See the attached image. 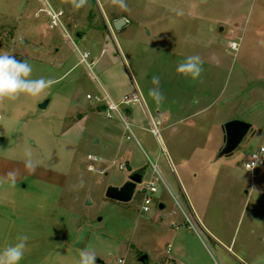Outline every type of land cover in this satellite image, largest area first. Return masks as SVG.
Listing matches in <instances>:
<instances>
[{
    "label": "rangeland",
    "instance_id": "1",
    "mask_svg": "<svg viewBox=\"0 0 264 264\" xmlns=\"http://www.w3.org/2000/svg\"><path fill=\"white\" fill-rule=\"evenodd\" d=\"M126 3L124 10L112 0H88L77 10L70 0H0V53L26 59L31 78L53 81L41 94L52 97L48 108L37 106L41 95L0 101V145L14 146L0 148V157L25 164L0 174V249L27 234L20 264H79L84 249L95 252V264H121V258L124 264H264V163L256 177L244 168L246 157L264 146V0ZM51 8L62 12L54 27ZM120 17L127 24L116 30ZM233 41L238 51L230 50ZM47 44L60 51L49 52ZM86 52L91 66L81 60ZM189 55L204 61L197 80L176 72ZM153 76L166 97L160 104L149 96ZM75 90L79 100L90 93L87 105H97L83 137L61 136L65 96ZM133 93L140 102L120 108L137 137L132 163L148 172L133 199L120 202L106 192L131 175L120 168L124 155L96 148L89 137L97 133L112 144L106 135L124 125L96 97L118 103ZM234 119L252 130L232 155L219 156L224 125ZM90 153L103 161H90ZM157 153L161 177L154 171ZM153 177L158 191L147 204L145 183ZM144 254L148 260L141 262Z\"/></svg>",
    "mask_w": 264,
    "mask_h": 264
},
{
    "label": "clouds",
    "instance_id": "2",
    "mask_svg": "<svg viewBox=\"0 0 264 264\" xmlns=\"http://www.w3.org/2000/svg\"><path fill=\"white\" fill-rule=\"evenodd\" d=\"M70 3L79 10L87 6L88 0H70ZM112 3L127 10L126 0H112ZM203 63L204 61L199 55H189L177 64L176 72L185 78L197 80L203 71ZM32 71V65L26 59H17L8 53H0V101L15 100L21 94L38 97L53 85V81L50 79L31 78ZM152 84L154 87L149 89V96L157 104L163 103L166 97L160 90V77L153 76ZM8 177L12 183H15V173L9 172ZM28 240L27 234H19L15 244L0 249V264H20L25 256ZM96 258L94 251L81 250L79 264H95Z\"/></svg>",
    "mask_w": 264,
    "mask_h": 264
},
{
    "label": "crops",
    "instance_id": "3",
    "mask_svg": "<svg viewBox=\"0 0 264 264\" xmlns=\"http://www.w3.org/2000/svg\"><path fill=\"white\" fill-rule=\"evenodd\" d=\"M80 36H81V34H80ZM49 45L47 44V46H49L48 49H47L49 52L54 51V50L56 52L60 51V49L57 48L55 45H52V46H51V44H49ZM96 46H97V44H96ZM111 54L112 55H116V53L114 51H112ZM68 72L69 71H66L65 74H67ZM88 94H90V93L86 94V101L79 100V98L77 97L76 90H75V93L72 91L71 93L66 94V96H65V99H66L65 106H66V108H65V110H64V112H63V114L61 116L62 117L61 118V120H62L61 123L64 122L63 125H65V129H64V132L62 133L61 136L77 135L79 137H83L85 135L84 134L85 124L89 120V115L88 114L91 111L95 110V105H97V103L96 104H88L87 105V101L89 100V98H87ZM46 100L48 101V104H47L46 108H48L50 106V104L52 103V100H53L52 97L49 96L48 94H43L37 99V104H38L37 106L40 107L41 104L43 102H45ZM137 104H138V102L135 103L134 105L136 106ZM41 109H44V108H41ZM125 111H126L128 116H131V117L134 116V111H133L132 106L131 107L130 106H126V110ZM98 112L101 113V112H104V110H99ZM67 118H69V121H67ZM157 122H159V121H157ZM132 125L134 126L133 123H132ZM133 128L134 127H132V129ZM116 133L117 134H114V135H111V136L109 134L106 135V138H113L112 144H110V140H109V142L108 141H104L100 136H98L97 133H93L89 137V141H91V143L94 146H97L96 148H116V152H117V154H119L120 157L122 155H124V157H123L124 161H122V163L120 165L124 164L125 168L129 167L130 168L129 174H132L134 171H136L138 169L144 168L143 164L138 163L135 160L132 163V158H131L132 154H131L130 150H131V148L134 147V144H132V142H131L132 138H130V139L127 138L128 131L125 128V124L123 125L122 123H120L118 125V132H116ZM133 133L135 134L134 130H133ZM135 138H137L136 134H135ZM0 148H14V146L6 147V146H3V145H0ZM90 154H92V153H90ZM159 154L160 153H157V155L155 156L156 162H154V163L156 164V166H157V161L159 159ZM246 159H247V157H246ZM24 165L25 164H23V163L21 164L20 162L10 161L8 159H4V158L0 157V174H4V175L7 174V172L5 173L4 170L11 169V168L12 169H16L17 171L20 170L21 168L24 169ZM158 171H159V169H158ZM161 171L164 174V176L167 178V182L166 181L165 182L170 188L171 180L169 179V175L167 174L164 166H161ZM147 172H148V170H147ZM159 173H160V171H159ZM160 176H162V174H160ZM18 179H20V178H18ZM174 180L176 181L177 186L184 193L185 190H184V187L182 185V181H181L180 177L177 174H175ZM185 198H186V201H189L187 196H185ZM177 202H178V200H177ZM178 204H179V207L181 208V210L184 212L185 216H188L187 213L185 212L182 204L180 202H178ZM174 213H176V211H174ZM212 239L215 240L214 238H212Z\"/></svg>",
    "mask_w": 264,
    "mask_h": 264
},
{
    "label": "built area",
    "instance_id": "4",
    "mask_svg": "<svg viewBox=\"0 0 264 264\" xmlns=\"http://www.w3.org/2000/svg\"><path fill=\"white\" fill-rule=\"evenodd\" d=\"M49 13L52 16V20H53L52 23H51L52 24L51 27H54L59 22L61 23L60 16L62 15V12H56L54 9L51 8L49 10ZM68 35H69V33H68ZM239 47H240V43L236 42V41L231 42L230 46H229L230 50H232V51H238ZM81 57H82L81 58L82 62L87 63L88 66H91V64L88 63V59L90 58V54L89 53H87V52L86 53H81ZM87 98L93 99V96L91 94H88ZM96 100L98 101V103L104 102V100L106 101V105H108V108L106 109L107 116L109 118H113L115 116H119L123 120V122L125 124V128L128 131L127 138L128 139L133 138L134 137V133H133V129H132L133 125L128 120L126 115L122 112L120 106L122 104L128 105V104H134V103L140 102V97L138 96V94L137 93H133L132 96L126 95L124 97V99L121 100L118 103L115 102L114 100H112L110 98V96H108V95L105 98H103V99L101 97L97 96ZM159 123L160 122L152 121V124L154 126V128H153V132L154 133L159 134V130L157 128V125ZM88 159L90 161H92V162H101V161H103V158L101 156L93 155V154H89L88 155ZM263 163H264V146H262L258 150L253 151L247 157V159L244 162V168L251 173L252 177H256L257 169H258L259 166L263 165ZM120 168L121 169H125V165L124 164L120 165ZM89 169L90 170H94L95 169L94 165H91L89 167ZM154 171L160 176V173H159L158 168H157L156 165H154ZM157 180H158V178H154L153 177L150 181H147L145 183V188L148 191V195H147L146 200H145V202L147 204L152 201V195H154L158 191ZM144 208H147V206H144ZM188 219L192 223L191 219L190 218H188ZM118 261L121 264L125 263V259H123V258L119 259Z\"/></svg>",
    "mask_w": 264,
    "mask_h": 264
},
{
    "label": "water",
    "instance_id": "5",
    "mask_svg": "<svg viewBox=\"0 0 264 264\" xmlns=\"http://www.w3.org/2000/svg\"><path fill=\"white\" fill-rule=\"evenodd\" d=\"M127 24V21L124 17H120L119 19L113 22L114 28L116 30H120ZM48 101L46 100L41 104V108H46ZM224 130L226 134L225 145L222 148L219 156H230L235 150L241 145L243 140L246 138L247 134L252 130V125L249 122L234 119L228 121L224 125ZM147 174L146 168H141L134 171L122 186L111 185L108 187L106 196L110 199L120 201V202H130L138 185L143 184L144 178ZM90 203V200H88ZM160 209H165L166 205L164 203L160 204ZM139 260L141 262H146L148 260V255H142Z\"/></svg>",
    "mask_w": 264,
    "mask_h": 264
}]
</instances>
